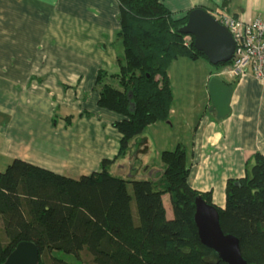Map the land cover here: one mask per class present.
Listing matches in <instances>:
<instances>
[{"label":"trees","instance_id":"16d2710c","mask_svg":"<svg viewBox=\"0 0 264 264\" xmlns=\"http://www.w3.org/2000/svg\"><path fill=\"white\" fill-rule=\"evenodd\" d=\"M118 1L117 39L124 46L120 71H100L96 79L99 106L123 115L114 123L122 135L118 153L104 158L100 170L77 178L22 159L0 172V263L20 242L32 241L40 264H71L59 253L92 264H228L199 237L196 198L214 204L210 193L190 185L191 167L182 144L162 152L164 169L158 179L110 172L129 153L137 158L134 139L136 154L145 151L140 136L149 125L169 120L174 93L168 65L180 56L207 59L191 35L179 32L189 12L175 17L162 0ZM165 194L171 198L172 219L163 203ZM217 208L223 231L239 239L248 264H264L262 153L247 157L243 177L228 179L225 207Z\"/></svg>","mask_w":264,"mask_h":264},{"label":"crops","instance_id":"0c3cea01","mask_svg":"<svg viewBox=\"0 0 264 264\" xmlns=\"http://www.w3.org/2000/svg\"><path fill=\"white\" fill-rule=\"evenodd\" d=\"M162 2L175 17L201 7L215 17L264 19V0ZM120 12L118 0H0V172L22 159L77 178L100 170L104 158L117 155L122 135L114 123L123 115L99 106L96 79L100 71H120ZM226 69L206 76L205 107L177 114L173 104L169 120L149 125L140 136L143 153L136 154L137 140L132 141L138 159L129 153L110 172L158 179L164 169L162 152L182 144L191 167L190 185L225 207L228 179L245 175L249 155L264 156V80L251 73L234 77ZM212 75L233 88L224 118L212 108ZM153 146L156 160L149 158ZM132 159L134 166L124 171ZM163 203L172 219L169 194L163 195Z\"/></svg>","mask_w":264,"mask_h":264},{"label":"water","instance_id":"95a60500","mask_svg":"<svg viewBox=\"0 0 264 264\" xmlns=\"http://www.w3.org/2000/svg\"><path fill=\"white\" fill-rule=\"evenodd\" d=\"M179 32L191 35L195 48L202 52L213 66L233 58L235 39L227 27L204 8L190 10L187 21L179 27ZM208 89L213 102L212 108L217 109L218 118H224L230 112L232 86L224 83L217 75H212ZM195 207L194 222L201 241L212 248L220 260L228 264H248L241 253L239 239L223 231L217 206L198 196ZM0 264H40V251L34 242L22 241Z\"/></svg>","mask_w":264,"mask_h":264},{"label":"rangeland","instance_id":"374dc122","mask_svg":"<svg viewBox=\"0 0 264 264\" xmlns=\"http://www.w3.org/2000/svg\"><path fill=\"white\" fill-rule=\"evenodd\" d=\"M177 59L178 61L175 62L176 59L173 60L167 67V73L169 75V78L171 79L170 81L172 84L171 86H173L174 88V91H173L174 104L176 106L177 114H180V111L184 112L186 108H188V110L192 114H194L195 109L198 108L196 111L198 113L199 109L200 108L202 109V105H204V103L207 102V92L204 86V80L206 76L211 74L210 72L213 69H215V67L211 65L209 61L204 57H201L198 60H191L187 57L180 56ZM186 79L187 81L185 85L183 80H186ZM174 129L177 130L178 125L175 126ZM148 133H150V130L148 131ZM139 149H143V148L141 147ZM143 152L144 150H140L138 154L143 153ZM127 156L128 155H126V157L124 158L127 159ZM150 157L152 160H156V158L158 157L156 146H153V148H151L149 158ZM128 162L130 163L129 164L125 163V165L127 166H125L126 169L124 171L126 172H127V168L131 166V163H132V166H134L133 163H135L136 160L132 159ZM0 231H1V234L4 236L3 226H1ZM58 256L65 259L71 264H92V263H89V261L87 263L79 261L73 255H69V254L59 253Z\"/></svg>","mask_w":264,"mask_h":264},{"label":"built area","instance_id":"2783aa9c","mask_svg":"<svg viewBox=\"0 0 264 264\" xmlns=\"http://www.w3.org/2000/svg\"><path fill=\"white\" fill-rule=\"evenodd\" d=\"M216 19L227 27L236 42L227 72L234 77L251 73L264 80V19L244 21L226 14H219Z\"/></svg>","mask_w":264,"mask_h":264}]
</instances>
